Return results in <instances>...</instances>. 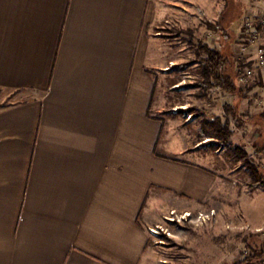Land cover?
Masks as SVG:
<instances>
[{
	"label": "crops",
	"instance_id": "0c3cea01",
	"mask_svg": "<svg viewBox=\"0 0 264 264\" xmlns=\"http://www.w3.org/2000/svg\"><path fill=\"white\" fill-rule=\"evenodd\" d=\"M161 17L154 0H0V264H147L148 228L217 192L194 130L155 113ZM237 84L216 115L236 106L260 141L264 68Z\"/></svg>",
	"mask_w": 264,
	"mask_h": 264
},
{
	"label": "rangeland",
	"instance_id": "374dc122",
	"mask_svg": "<svg viewBox=\"0 0 264 264\" xmlns=\"http://www.w3.org/2000/svg\"><path fill=\"white\" fill-rule=\"evenodd\" d=\"M154 1L162 17L149 32L157 37L161 52L153 53L151 59L152 64L163 63L158 68L160 84L156 89V97L162 100L158 103L160 112L155 113L178 118L190 132L194 130L195 157L214 170L218 185L212 198L168 212L165 219L148 228L153 250L147 264H236L244 259L243 264H264V184H254L247 167L255 165L264 178V153L254 149L262 140L252 141L253 122L241 123L249 127L244 133L240 131L243 136L234 139L236 143L229 139L225 145L206 135L204 121L220 114L224 95L218 87L200 86L205 57L200 46L220 49L229 44L234 59L242 17L262 15L264 0H244L245 14L230 6L222 15L221 0ZM221 20L229 28L230 43L224 42L219 32ZM229 118L235 131V121ZM262 120L264 116L259 118ZM262 132L264 137V129ZM236 145L246 155L236 153Z\"/></svg>",
	"mask_w": 264,
	"mask_h": 264
},
{
	"label": "trees",
	"instance_id": "16d2710c",
	"mask_svg": "<svg viewBox=\"0 0 264 264\" xmlns=\"http://www.w3.org/2000/svg\"><path fill=\"white\" fill-rule=\"evenodd\" d=\"M208 26L209 28H212V24H209ZM219 29L224 42L230 43L231 39L229 35L225 33L221 27ZM200 48L201 51L205 53V57L202 59L203 65L201 70L200 86L203 89L218 87L224 93L232 94L239 98L242 97L243 90L237 84L240 65L234 61L229 44H225L220 49L209 47L206 44L201 45ZM223 109V116L210 115L211 119L204 121V124L206 128V135L215 139L217 142H221L226 145L228 144V140L233 132L230 128L229 117L235 121V125L237 127L241 126V123L252 122V119L251 117H239L236 106L224 104ZM254 149L257 153H264V137L262 139V143L254 144ZM233 150L236 153L242 154V156L246 155V151H244L240 146H234ZM247 162L248 161H246V163ZM247 167L250 170V177L254 181V184H264L263 174L260 173V169L252 164H248ZM245 261H247V259H244V261H240L236 264H243Z\"/></svg>",
	"mask_w": 264,
	"mask_h": 264
},
{
	"label": "built area",
	"instance_id": "2783aa9c",
	"mask_svg": "<svg viewBox=\"0 0 264 264\" xmlns=\"http://www.w3.org/2000/svg\"><path fill=\"white\" fill-rule=\"evenodd\" d=\"M234 60L240 65L239 80L245 83L264 68V13L244 15L234 43Z\"/></svg>",
	"mask_w": 264,
	"mask_h": 264
}]
</instances>
